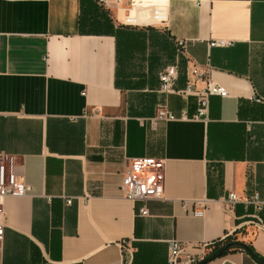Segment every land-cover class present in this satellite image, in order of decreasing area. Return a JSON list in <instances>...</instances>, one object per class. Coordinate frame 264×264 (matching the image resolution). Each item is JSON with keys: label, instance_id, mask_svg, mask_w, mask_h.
<instances>
[{"label": "crops", "instance_id": "0c3cea01", "mask_svg": "<svg viewBox=\"0 0 264 264\" xmlns=\"http://www.w3.org/2000/svg\"><path fill=\"white\" fill-rule=\"evenodd\" d=\"M206 68L227 95L197 119L180 91ZM143 159L163 198L134 203L121 185ZM0 164L31 188L1 201L0 264H168L172 239L195 255L240 229L264 262V0H0Z\"/></svg>", "mask_w": 264, "mask_h": 264}, {"label": "built area", "instance_id": "2783aa9c", "mask_svg": "<svg viewBox=\"0 0 264 264\" xmlns=\"http://www.w3.org/2000/svg\"><path fill=\"white\" fill-rule=\"evenodd\" d=\"M184 42H179L181 48L184 47ZM178 67L170 66L166 68L160 75V92L163 94H172L175 92L174 86L178 78ZM193 76L197 80L207 82V87L202 91H195L192 85H187L184 91L180 94L190 95L196 94L199 98V107L195 118H202L208 115L209 98L210 96L218 95L225 97L227 92L219 85H215L209 78V68H206L201 73L200 70L194 69ZM157 118L164 120L174 119L172 112L161 109L158 111ZM31 188L27 185L23 176L14 173H7L4 165L0 164V204L6 196H22L25 195ZM121 191L124 197L131 202H147L148 200H160L163 198V169L162 163L154 159H143L135 161L124 174ZM238 197L235 194H230L225 201L229 210H232ZM71 203V200L68 201ZM247 204H254L259 210L263 202L258 195H255ZM139 214L146 216L148 210L142 207ZM4 236V225L0 222V242ZM189 246L177 239H172L168 242V264H198L208 255V245L198 247V254H190Z\"/></svg>", "mask_w": 264, "mask_h": 264}, {"label": "water", "instance_id": "95a60500", "mask_svg": "<svg viewBox=\"0 0 264 264\" xmlns=\"http://www.w3.org/2000/svg\"><path fill=\"white\" fill-rule=\"evenodd\" d=\"M232 249H243L245 251H247L248 253H250L252 255V257L260 264H264V262L259 259L254 253L253 251L250 249V247L244 243H231L229 245H227L226 247L218 250L217 252L207 256L205 259H203L202 261H200L198 264H206L212 260H214L215 258L221 257L224 253H226L227 251H230Z\"/></svg>", "mask_w": 264, "mask_h": 264}, {"label": "trees", "instance_id": "16d2710c", "mask_svg": "<svg viewBox=\"0 0 264 264\" xmlns=\"http://www.w3.org/2000/svg\"><path fill=\"white\" fill-rule=\"evenodd\" d=\"M242 230L243 229H240L236 233H234L233 235L225 236V238L216 241L214 244L208 245V249H210L212 254H213V253L217 252L218 250L226 247L227 245H229L231 243H236V242L244 243L237 236L239 233L242 232ZM244 244H246V243H244ZM246 245H248V244H246ZM248 246L250 247L251 250H254L252 245H248ZM228 252L229 251H227L225 254H227Z\"/></svg>", "mask_w": 264, "mask_h": 264}]
</instances>
